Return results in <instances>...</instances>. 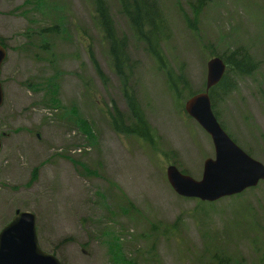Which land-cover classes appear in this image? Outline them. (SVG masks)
<instances>
[{"label": "rangeland", "instance_id": "1", "mask_svg": "<svg viewBox=\"0 0 264 264\" xmlns=\"http://www.w3.org/2000/svg\"><path fill=\"white\" fill-rule=\"evenodd\" d=\"M103 1L117 33L128 38V88L156 133L155 146L112 127L115 112L128 110L94 0H0L7 50L0 73V230L15 210L32 212L41 238L50 235L51 246L59 241L60 264H216V258L258 264L264 180L212 204L172 191L167 165L200 180L203 162L214 159L212 142L184 113L183 102H175L142 45L130 39L119 1ZM157 1L169 30L162 50L192 92L204 89L211 55L243 47L258 64L250 76H229L234 88L218 97L215 111L235 145L264 165V0L208 3L196 32L181 15L191 16L195 0ZM109 246L117 248L114 254Z\"/></svg>", "mask_w": 264, "mask_h": 264}, {"label": "trees", "instance_id": "2", "mask_svg": "<svg viewBox=\"0 0 264 264\" xmlns=\"http://www.w3.org/2000/svg\"><path fill=\"white\" fill-rule=\"evenodd\" d=\"M120 5V13L126 18L131 38L143 45L145 52L153 59L158 70H160L164 77L168 91L171 93L177 104H181L186 98L190 97L193 92L190 90L185 74L181 68L173 70L167 62V59L162 50L161 44L169 37V30L164 15L159 7L157 0H118ZM215 0H195L192 7L191 18L182 14L186 27L192 31H197L199 18L203 8ZM96 13L99 18L101 30L104 39L109 45V57L112 62V67L115 75L122 83V94L125 100L128 113L122 114L120 111L115 112L112 117L111 124L114 131L124 136H133L141 140L150 147L155 146L156 133L150 126L146 118L143 116L140 106L135 97L130 93L128 88L129 71L131 72V62L127 54L126 36H118L115 32V27L110 14L104 4L103 0H94ZM51 29L39 30L38 35L48 33ZM41 49H46V44L39 46ZM89 59L95 68V71L103 82H106L103 72L94 58V54L89 49ZM212 56V55H211ZM222 59L226 65V72L220 83L210 90L209 95L211 99L214 114L215 102L220 99L218 97L228 93L234 86L228 85L229 76H250L258 67V64L251 58L249 53L243 47H236L227 55H214ZM54 92V91H52ZM184 93L187 96H184ZM183 172V171H182ZM37 170L31 173V181L36 178ZM116 245V244H115ZM113 254L117 248L109 246ZM122 255V253H121ZM114 256V255H113ZM216 264H221V261L216 258ZM118 261H122L117 257ZM258 264H264V257H260Z\"/></svg>", "mask_w": 264, "mask_h": 264}, {"label": "water", "instance_id": "3", "mask_svg": "<svg viewBox=\"0 0 264 264\" xmlns=\"http://www.w3.org/2000/svg\"><path fill=\"white\" fill-rule=\"evenodd\" d=\"M6 50L0 46V70ZM226 65L213 57L206 63L205 88L184 103V112L210 137L214 159H206L200 180L181 173L176 166L168 165L166 180L173 192L186 199L215 202L254 188L264 180V165L252 160L225 133L211 108L209 91L224 77ZM3 91L0 84V108ZM2 141L0 139V151ZM16 232L24 235L15 237ZM0 264H60L54 257L42 253L35 236V216L17 211L15 217L0 232Z\"/></svg>", "mask_w": 264, "mask_h": 264}, {"label": "flooded vegetation", "instance_id": "4", "mask_svg": "<svg viewBox=\"0 0 264 264\" xmlns=\"http://www.w3.org/2000/svg\"><path fill=\"white\" fill-rule=\"evenodd\" d=\"M0 45L5 47L4 43L2 42V40L0 39ZM6 48V47H5ZM17 210L14 211V214L13 216L11 217V219L9 220V222L12 221L14 215L16 214ZM8 222V223H9ZM7 223V224H8ZM6 224V225H7ZM24 234L22 232H16L15 233V237L16 238H20L22 237ZM35 236H36V239H37V243H38V246L39 248L46 254H50V255H53V256H56V254H60V245H59V241L57 240H53V244L51 246V236L48 235V238L49 240H43L41 238V233H40V228H39V225L36 223V216H35Z\"/></svg>", "mask_w": 264, "mask_h": 264}, {"label": "bare ground", "instance_id": "5", "mask_svg": "<svg viewBox=\"0 0 264 264\" xmlns=\"http://www.w3.org/2000/svg\"><path fill=\"white\" fill-rule=\"evenodd\" d=\"M131 66V65H130ZM132 67V66H131Z\"/></svg>", "mask_w": 264, "mask_h": 264}]
</instances>
